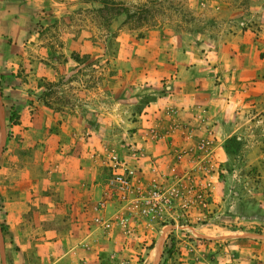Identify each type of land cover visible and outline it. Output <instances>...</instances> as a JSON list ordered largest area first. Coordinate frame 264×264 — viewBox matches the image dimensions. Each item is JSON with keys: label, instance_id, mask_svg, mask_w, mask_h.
<instances>
[{"label": "rangeland", "instance_id": "374dc122", "mask_svg": "<svg viewBox=\"0 0 264 264\" xmlns=\"http://www.w3.org/2000/svg\"><path fill=\"white\" fill-rule=\"evenodd\" d=\"M263 13L264 0H0V261L18 257L5 196L20 167L35 178L54 174L66 141H82L83 159L99 166L104 192L115 197L106 161L128 154L149 89L159 83L165 93L171 77L152 81L147 73L167 71L190 48L208 49L218 34L261 30ZM226 155L212 170L209 212L186 204L206 173L190 160L170 171L171 202L155 219H141L144 233L125 234L137 243L136 264H264L262 159L247 165L241 154ZM161 227L162 254L153 242ZM236 228L247 233L230 231ZM238 235L246 245L231 243ZM35 256V264L46 263L47 253L31 248L24 264Z\"/></svg>", "mask_w": 264, "mask_h": 264}, {"label": "crops", "instance_id": "0c3cea01", "mask_svg": "<svg viewBox=\"0 0 264 264\" xmlns=\"http://www.w3.org/2000/svg\"><path fill=\"white\" fill-rule=\"evenodd\" d=\"M213 42L208 49L190 48L171 59L165 72L147 73L152 81L160 80L162 74L171 76L164 85L165 93L159 94V83L149 89L153 97L144 109L152 113L149 121L138 115L133 123L129 143L141 147V152L134 156L128 148L125 151L147 184L189 160L191 166L211 169L207 178L213 180L212 170L225 162L226 154L231 155L225 142L232 137L240 140L236 154L242 155L244 163L255 164L261 158L264 166V24L261 30L239 28L218 34ZM149 125L161 133L155 143L145 141ZM61 136L66 137L61 132L57 138ZM202 139L209 142V156L197 149ZM180 140L193 142V149H181ZM66 143L68 154L56 155L59 164L54 174L51 168L35 178L34 169L31 173L26 165L17 171L16 185L5 196V210L9 228L17 236L18 257L11 263L9 258L1 259L0 264H24L22 255L31 248L47 253L45 264H136L131 251L137 243L126 240L125 234L127 230L132 234L129 224L133 234L144 233L143 222L119 223L131 212L130 201L105 196L99 166L83 159V142L70 138ZM99 199H103L104 208L98 211ZM138 207L136 204L137 212ZM99 216L102 222L96 221ZM103 222L109 223L108 227ZM162 227L155 230L153 241L154 248L162 245L161 254L167 237ZM230 231L247 233L245 228ZM247 242L243 235L231 239L235 246ZM36 259L29 264H35Z\"/></svg>", "mask_w": 264, "mask_h": 264}, {"label": "built area", "instance_id": "2783aa9c", "mask_svg": "<svg viewBox=\"0 0 264 264\" xmlns=\"http://www.w3.org/2000/svg\"><path fill=\"white\" fill-rule=\"evenodd\" d=\"M151 114L152 113L147 109L143 110L138 115H144L145 120L149 121ZM146 116L148 117L146 118ZM146 129L148 138L145 141L149 140L155 143L161 137L160 131L155 126L149 125ZM208 144L209 142L203 139L197 142V149L205 156H209L211 153ZM141 149L142 148L137 147L135 143H129L128 150L131 155H137L141 152ZM192 149L193 147L190 148V150ZM177 160H181V156H179ZM106 162L110 171L109 185L115 193V198L121 201H130L132 205L131 212H127V214L119 220V223L122 225L127 226L129 220H131V223H137V221H141V219L151 221L156 218V215L161 214L171 202L172 198L169 197L170 190L168 187V181L171 179V172L166 174L161 180H154L147 184L143 179L140 168L129 163L125 156H111ZM198 168L202 170L203 173H206V176L198 178V180L189 187L188 190L191 192V197L186 199V204L189 207H193L194 210L197 209L201 213L202 209L209 212L210 205L212 204L211 196L214 182L211 177L208 179L207 175L211 169H207L208 167H206V165ZM171 170L173 171L175 168L173 167ZM105 196L111 197L109 193H105ZM103 202V199H101V201L97 203L96 210L99 211L104 208ZM136 204L139 205L138 212L135 210ZM96 221L102 222L100 216L96 218ZM103 225L108 227L109 223L103 222ZM129 227V231L131 230L130 233H133V225L129 224ZM126 234L129 235L128 230Z\"/></svg>", "mask_w": 264, "mask_h": 264}, {"label": "trees", "instance_id": "16d2710c", "mask_svg": "<svg viewBox=\"0 0 264 264\" xmlns=\"http://www.w3.org/2000/svg\"><path fill=\"white\" fill-rule=\"evenodd\" d=\"M165 92V90H164ZM152 97H149V99H151ZM149 104V101L147 103V105ZM240 145V140H238L236 137H232L230 139H228L225 142V148L227 150V152L231 153V154H236L238 147Z\"/></svg>", "mask_w": 264, "mask_h": 264}]
</instances>
